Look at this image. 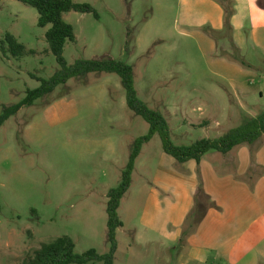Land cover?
<instances>
[{
	"label": "rangeland",
	"instance_id": "1",
	"mask_svg": "<svg viewBox=\"0 0 264 264\" xmlns=\"http://www.w3.org/2000/svg\"><path fill=\"white\" fill-rule=\"evenodd\" d=\"M73 1L90 4L98 18L63 15L75 33V41L65 44L67 65L107 58L131 65L139 99L165 117L174 145L218 138L247 122L239 117L211 125L203 109L191 112L206 104L203 96L199 102L191 98L204 94L215 73L203 43L176 35L177 1ZM37 22L32 7L0 0V116L5 106L21 103L28 90L38 88V79L60 70L45 39L49 26ZM7 33L30 52L12 56L4 43ZM148 131V123L126 106L120 78L106 73L72 78L11 116L0 127V264H26L42 245L63 236L74 241L78 254L93 249L106 255L107 194L121 183L135 140ZM172 162L157 134L142 146L118 209L122 227L116 231L114 264L185 263L184 244L166 249L139 244L149 190L144 188L152 187L157 169Z\"/></svg>",
	"mask_w": 264,
	"mask_h": 264
},
{
	"label": "crops",
	"instance_id": "2",
	"mask_svg": "<svg viewBox=\"0 0 264 264\" xmlns=\"http://www.w3.org/2000/svg\"><path fill=\"white\" fill-rule=\"evenodd\" d=\"M175 1L176 35L203 43L215 73L204 94L191 98L199 102L203 96L206 104L191 112L196 115L203 109L200 112L211 125L239 117L250 120L263 113L264 0H228L233 2L229 29L224 28L225 11L216 0ZM234 56L248 68L235 62ZM200 183L213 206L188 238L187 251L181 256L184 264L264 262V135L253 145L238 146L225 155L208 152L199 163L175 161L157 169L152 187L144 188L149 190L140 218L139 244L176 247Z\"/></svg>",
	"mask_w": 264,
	"mask_h": 264
},
{
	"label": "trees",
	"instance_id": "3",
	"mask_svg": "<svg viewBox=\"0 0 264 264\" xmlns=\"http://www.w3.org/2000/svg\"><path fill=\"white\" fill-rule=\"evenodd\" d=\"M36 10L38 14L37 25L40 28L49 26L45 33V39L49 51L55 57L60 70L48 80L38 79L40 86L34 90H28L25 99L14 106H5L0 116V127L14 116L23 106H30L34 101L51 94L58 86L66 84L72 78H82L90 73H106L117 75L125 90L126 106L136 115L140 116L149 125L146 135L137 138L134 142L127 166L122 173V180L118 187L111 189L108 194L106 205L107 213V238L110 244L106 255H98L91 249L82 254L75 251L74 241L63 236L55 241L42 245L34 252V255L26 264H87L101 262L102 264H114L117 251L116 231L122 227L118 216L120 201L131 186L132 173L135 168L142 146L148 143L157 134L162 143L165 154L171 156L177 163L195 161L199 163L201 158L208 152H217L222 155L228 154L234 148L241 145H253L264 135V112L246 123L230 129L215 139H200L189 146H176L170 138V129L165 117L150 109L138 97L135 89L133 68L131 65L111 58L95 60H78L72 66H68L63 56L65 44L75 41L74 28L65 22L63 15L69 12L80 14H93L98 18L97 11L87 3L78 4L73 0H17ZM224 9V28H230V18L233 14V2L228 0H216ZM216 37L218 33H212ZM4 43L12 56L21 58L29 53L26 47L19 43L11 34L7 33ZM241 67L248 68V64L238 57H233ZM254 160V155L251 156ZM213 204L204 194L200 183L195 195V205L182 227L179 244L186 245L190 236L196 233L205 213Z\"/></svg>",
	"mask_w": 264,
	"mask_h": 264
}]
</instances>
